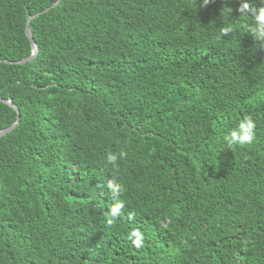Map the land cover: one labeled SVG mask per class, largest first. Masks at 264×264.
<instances>
[{"label": "trees", "instance_id": "trees-1", "mask_svg": "<svg viewBox=\"0 0 264 264\" xmlns=\"http://www.w3.org/2000/svg\"><path fill=\"white\" fill-rule=\"evenodd\" d=\"M54 1L0 0V264H264V0H60L17 62Z\"/></svg>", "mask_w": 264, "mask_h": 264}, {"label": "clouds", "instance_id": "clouds-1", "mask_svg": "<svg viewBox=\"0 0 264 264\" xmlns=\"http://www.w3.org/2000/svg\"><path fill=\"white\" fill-rule=\"evenodd\" d=\"M209 2L210 0H203L204 6H207ZM242 8L245 9V11H241L239 8L236 9V11L241 15H250L253 19L254 28H250L248 31L254 33V37H264V19H262V17H264V7L253 8L250 4H244ZM229 11H231V9H229ZM229 30L230 29H222L221 32L222 34H227ZM254 129L255 125L251 118H245V120L240 123L238 130L231 131L229 135L225 136L224 140L228 149H232L235 146L245 147L251 145L255 139ZM108 188L114 191L113 182H109ZM119 206L120 205H118V207ZM108 226L111 227L113 225L109 222ZM136 235L139 237V233ZM139 246V240H137V247Z\"/></svg>", "mask_w": 264, "mask_h": 264}, {"label": "water", "instance_id": "water-1", "mask_svg": "<svg viewBox=\"0 0 264 264\" xmlns=\"http://www.w3.org/2000/svg\"><path fill=\"white\" fill-rule=\"evenodd\" d=\"M59 2H60V0H56V1H54V3L52 5H50L49 7L45 8L44 10L39 11V12H37L35 14H32V15H29L28 16V18L26 20V24H25V33H26V35L29 38L30 43H31V54H30L29 57L20 59L17 62L24 63L26 61H29V60L33 59L36 56V54H37V45H36V43H35V41H34V39L32 37V34L30 32V28H29V22H30V20L33 19L34 17L40 15L41 13L48 11L50 8H52L53 6H55L56 4H58ZM3 61L8 62L7 60H3ZM0 101L2 103H6L7 105H9L10 107H12L17 112V118H16V120L10 126H8V127L4 128V129L0 130V137H2L6 133L12 131L13 128L19 123V110L16 107V105H14L12 103V101L10 99L0 98Z\"/></svg>", "mask_w": 264, "mask_h": 264}]
</instances>
